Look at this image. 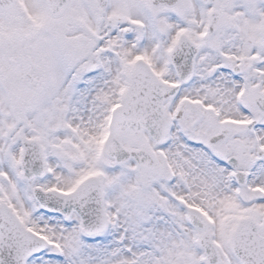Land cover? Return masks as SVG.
I'll use <instances>...</instances> for the list:
<instances>
[{
	"label": "snow or ice",
	"instance_id": "1",
	"mask_svg": "<svg viewBox=\"0 0 264 264\" xmlns=\"http://www.w3.org/2000/svg\"><path fill=\"white\" fill-rule=\"evenodd\" d=\"M0 264H264V0H0Z\"/></svg>",
	"mask_w": 264,
	"mask_h": 264
}]
</instances>
